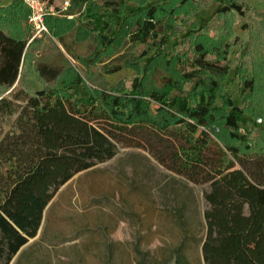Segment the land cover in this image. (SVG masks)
Masks as SVG:
<instances>
[{
  "label": "rangeland",
  "instance_id": "rangeland-1",
  "mask_svg": "<svg viewBox=\"0 0 264 264\" xmlns=\"http://www.w3.org/2000/svg\"><path fill=\"white\" fill-rule=\"evenodd\" d=\"M14 1L0 0V11ZM104 1L73 3L68 15L49 21V34L35 39L27 20L12 25L28 48L16 85L0 89V100L20 88L34 92L80 78L79 92L86 98L132 93L137 81L144 93L158 91L197 102L199 93L206 92L186 81L182 72L189 71L201 43L208 60L230 67L216 92L218 115L230 109L228 101L235 103L242 111L240 133L246 136V146L264 149V28L258 19L264 2L242 0L245 16L240 17L220 13L229 0L170 1L159 7L162 33L141 44L130 41L127 17L166 0H117L123 4L112 18L110 13L105 16ZM103 35H109L112 44H103ZM40 65L57 69L60 78L46 84L37 73ZM250 79L253 91L244 92ZM209 133L244 148L230 139L221 119ZM139 139L144 148L118 145L112 160L63 186L46 209L38 236L10 264H206L209 185H195L162 166L149 151L161 148L156 136L144 133ZM198 141L207 144L199 135Z\"/></svg>",
  "mask_w": 264,
  "mask_h": 264
},
{
  "label": "trees",
  "instance_id": "trees-1",
  "mask_svg": "<svg viewBox=\"0 0 264 264\" xmlns=\"http://www.w3.org/2000/svg\"><path fill=\"white\" fill-rule=\"evenodd\" d=\"M93 1L73 3L86 6ZM170 1L176 0L141 7L127 17L131 42L148 44L159 37V10ZM122 4L105 0V16L118 15ZM245 7L242 0H229L220 13L244 17ZM2 11L0 89L11 90L28 48V41L16 35L12 25L28 20L29 11L20 0ZM258 19L264 28V13ZM52 20L46 19L48 30ZM260 32L264 34V29ZM102 43L112 44V38L103 35ZM37 73L50 86L61 76L47 65L38 66ZM229 73L227 64L208 60L205 46L198 43L189 71L182 72L186 81L206 92L199 93L197 102L158 91L144 93L137 81L132 93L86 98L79 92L80 78L58 88L34 92L20 88L0 100V264H10L37 237L46 209L63 186L77 174L112 160L118 145L144 148L139 139L144 133L162 143L160 149L149 150L162 166L195 185H209L205 263L264 264V149L246 146V136L240 133L242 111L235 103L228 101L230 109L218 115L216 92ZM253 88L250 79L243 91ZM219 119L243 150L210 136L209 129ZM198 135L207 144L200 143Z\"/></svg>",
  "mask_w": 264,
  "mask_h": 264
},
{
  "label": "built area",
  "instance_id": "built-area-1",
  "mask_svg": "<svg viewBox=\"0 0 264 264\" xmlns=\"http://www.w3.org/2000/svg\"><path fill=\"white\" fill-rule=\"evenodd\" d=\"M20 1L29 11L27 24L30 33L33 35V39L49 34V30L46 25V19L48 17H57L66 12L71 6L70 2H65L63 9L58 11L55 7L48 4L46 0ZM258 122L261 124L262 120H258Z\"/></svg>",
  "mask_w": 264,
  "mask_h": 264
},
{
  "label": "crops",
  "instance_id": "crops-1",
  "mask_svg": "<svg viewBox=\"0 0 264 264\" xmlns=\"http://www.w3.org/2000/svg\"><path fill=\"white\" fill-rule=\"evenodd\" d=\"M65 2H70V4H71V6H70V8L66 11V12H64V13H62L61 15H59V16H57V17H52V18H55V19H57V18H61V17H64V16H66V14L68 15V12H69V10L72 8V6H73V3H72V1L71 0H65L64 2H60V0H48L47 1V3L48 4H50L51 6H53V7H55L58 11H61L62 9H63V7H64V3ZM11 5V2H9V3H7V4H4L3 6H1V7H4V8H7V7H9ZM42 227V226H41ZM41 229V228H40ZM38 236V235H37ZM35 239V238H34ZM34 239H31V240H29V242L30 241H32V240H34ZM29 242L18 252V254L29 244ZM17 254V255H18ZM16 255V256H17ZM15 256V257H16ZM14 257V258H15ZM14 260V259H13ZM12 260V261H13Z\"/></svg>",
  "mask_w": 264,
  "mask_h": 264
}]
</instances>
